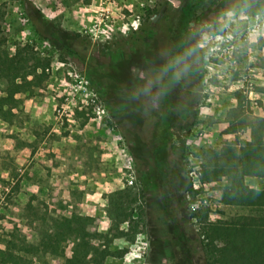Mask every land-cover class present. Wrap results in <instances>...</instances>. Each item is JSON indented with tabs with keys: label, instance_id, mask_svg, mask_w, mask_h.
Masks as SVG:
<instances>
[{
	"label": "rangeland",
	"instance_id": "1",
	"mask_svg": "<svg viewBox=\"0 0 264 264\" xmlns=\"http://www.w3.org/2000/svg\"><path fill=\"white\" fill-rule=\"evenodd\" d=\"M182 1L0 0V38L9 50L25 46L49 62L42 81L16 93L12 114L0 118V246L20 236L34 240L33 219L41 215L71 212L92 216L91 241L104 243L112 233L107 210L118 197L136 198L128 203L138 222L133 240L111 238L108 248L124 253L103 264H176L174 253L200 264L190 207L198 204L209 220L240 212L219 202L222 181L200 180L189 198L178 190L174 216L159 200L150 159L164 107L157 83ZM183 38L166 119L175 188L264 117V0L205 2ZM230 131L238 133L227 138ZM173 222L183 248L170 240ZM73 244L68 236L66 256Z\"/></svg>",
	"mask_w": 264,
	"mask_h": 264
},
{
	"label": "trees",
	"instance_id": "2",
	"mask_svg": "<svg viewBox=\"0 0 264 264\" xmlns=\"http://www.w3.org/2000/svg\"><path fill=\"white\" fill-rule=\"evenodd\" d=\"M209 1L183 0L177 6L175 21L170 28L169 59L163 76L157 83L164 107L158 112L162 125L150 146V159L153 175L157 179L159 200L172 216L175 214L174 209L181 204V194L179 195L177 191L190 190L191 187L190 181H187L179 188H175L176 183L169 176L166 122L169 105L168 90L175 81L174 64L184 44L183 36L197 9ZM48 63L47 59L38 57L25 46L17 45L9 50L7 44L0 38V82L3 83L0 95V118H7V114H12L11 109L16 104V93L25 91L42 81ZM248 137L237 143L233 141L226 143L219 150L211 152L201 164L199 170L201 180L209 183L222 181L218 188L219 202L237 207L240 212L225 218L209 220L205 209H191L189 217L196 219L199 226L200 264H264V185L251 187L244 182L245 177L264 180V117L259 119L257 126L251 128ZM141 193L138 195L140 196ZM135 200L136 198H131L126 202L118 197L112 203V211L107 210L112 233L101 244L99 241L97 243L91 241L90 228L93 217L90 215L75 212H71L68 217L41 215L33 219L35 222L33 228L36 232L34 240L27 241L25 237L20 236L14 240H7L0 246V264H32L35 260L48 264L46 257L60 258L63 264H103L107 256L121 257L124 249L112 251L108 248V243L114 237H123L129 242L133 240L138 222L132 217L128 203ZM138 220H142L141 213L138 214ZM121 223H126L125 230L120 227ZM171 231L172 243L183 248L179 228L174 222ZM68 236L74 238L70 256L64 254ZM97 236L99 237V234ZM181 254L180 260L176 259L177 253L171 256L176 264H195L187 253Z\"/></svg>",
	"mask_w": 264,
	"mask_h": 264
},
{
	"label": "built area",
	"instance_id": "3",
	"mask_svg": "<svg viewBox=\"0 0 264 264\" xmlns=\"http://www.w3.org/2000/svg\"><path fill=\"white\" fill-rule=\"evenodd\" d=\"M189 177H190V187H191V191L192 190H195V188H198L200 185H201V178H200V171L199 170H192V172L189 173ZM131 181H129L130 183ZM185 192V195L187 196V198H189L190 194H189V191L186 190L184 191ZM202 203L200 204H204L205 203V200H202L201 201ZM199 205H194V206H191L190 208L191 209H194V208H197Z\"/></svg>",
	"mask_w": 264,
	"mask_h": 264
},
{
	"label": "crops",
	"instance_id": "4",
	"mask_svg": "<svg viewBox=\"0 0 264 264\" xmlns=\"http://www.w3.org/2000/svg\"><path fill=\"white\" fill-rule=\"evenodd\" d=\"M252 93V92H251ZM253 96H256L255 98H258V95L256 94V93H253L252 94ZM259 96H261V94L259 95ZM258 116H260L261 117V114H259ZM249 129V128H248ZM236 133H238V131H230V132H228L226 135H227V138H233V136H234V134H236ZM249 136V135H248ZM246 137L245 139H248L249 137ZM253 179H255L254 177H245L244 178V182L246 183V184H248L249 185V181L250 180H253ZM256 179H260V178H256ZM250 186V185H249Z\"/></svg>",
	"mask_w": 264,
	"mask_h": 264
}]
</instances>
